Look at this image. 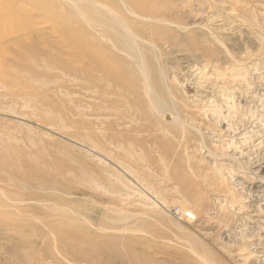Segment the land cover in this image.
<instances>
[{
	"label": "rangeland",
	"instance_id": "obj_1",
	"mask_svg": "<svg viewBox=\"0 0 264 264\" xmlns=\"http://www.w3.org/2000/svg\"><path fill=\"white\" fill-rule=\"evenodd\" d=\"M240 1V8L264 19V0ZM173 3L180 13L173 18L176 23L162 26L167 36L157 42L161 58L151 68L157 78L162 66L187 132L150 114L133 123L136 103L128 80L118 75H131L133 61L111 45L96 53L94 30L83 23L73 22L68 29L56 18L50 22L52 39L8 45L13 59L5 65L13 64L14 72L0 80V264H92L91 257L103 264H129L118 242L111 256L98 252L104 238L117 235H103L99 225L108 224L123 203L138 214L131 222L141 231L137 237L165 230L162 217L141 218L151 210L138 188L120 197L97 186L108 183L113 190L117 182L109 169L116 167L90 149L93 140L101 143L118 133L141 141L140 153L151 156L152 166L177 169L200 192L212 218L206 227L229 250L225 256L215 254L219 263L264 264V43L258 41L259 28L232 13L229 4L215 12V0ZM62 10L69 12L65 4ZM79 32L87 38L75 46ZM150 35L148 30L146 38ZM214 152L220 156H211ZM221 166L230 171L221 172ZM180 205L185 206L171 201L163 209L176 211ZM221 213L227 216L222 225Z\"/></svg>",
	"mask_w": 264,
	"mask_h": 264
},
{
	"label": "bare ground",
	"instance_id": "obj_2",
	"mask_svg": "<svg viewBox=\"0 0 264 264\" xmlns=\"http://www.w3.org/2000/svg\"><path fill=\"white\" fill-rule=\"evenodd\" d=\"M61 1L67 6L68 13L62 10L64 4H58L60 7L56 6V0H0L1 83L9 79L11 73L14 72L12 71L14 70L13 64L5 65L6 61L10 62L13 59L8 47L10 43H28L35 39H52L55 29L50 22L55 21L56 18H62L63 25L68 29H71L73 22L83 23L94 30L98 43L96 53L100 49H104L106 45H111L119 52L131 57L133 73L126 76L122 73L118 75L121 79L128 80L127 84L130 86L128 92L136 103L133 106V123H139L141 119L150 114L156 119L164 120L167 125L179 126L185 132V126L188 123L176 111L177 103L174 98V91L168 84L162 66L159 65L160 75L157 78L154 77L151 68V64L154 61L159 63L161 58V52L157 49V42L165 38L164 35L167 36L162 26L176 23L173 18L178 12L180 13L177 9L179 6L173 3L176 0ZM225 4L230 5V8L227 9L232 10V13L236 11L239 15L247 18L252 26L259 28L258 36L260 38L258 41L264 43V19L255 13L240 8V0H236L235 5L228 0H215L214 11L220 12L221 9H224L223 5ZM67 15L69 16L67 17ZM140 21H145L146 25L140 27L138 25ZM150 26L152 27L150 28ZM176 27L186 30L188 28L181 24L176 25ZM148 30L151 31L150 39L146 38ZM81 33L79 32V38L74 40L75 46H80L87 38ZM168 41L170 40L168 39ZM234 61L236 60L234 59ZM102 63L108 64L104 59ZM234 69L236 70L238 67ZM224 75H228V73L219 74L220 77ZM26 89L28 88L23 90ZM10 93H13L12 88L8 94ZM184 132L183 134H185ZM95 142L93 140L94 145L90 149L97 151V156L105 164L115 165L116 170L109 169V171H112L117 182L114 184L113 190H108V183L97 186L102 188L104 192L117 193L120 197L128 196L131 190L138 188L143 192H140L141 197L145 199V204L151 210L150 213H146L142 209L144 213H140L141 218L160 216L166 224L165 230L161 233L153 230L148 234V238L141 239L137 237V233L141 231L131 223L138 214L130 210L128 203H123L124 205L120 208L115 207V216L108 218V224L99 225V230L104 233L103 235H109L111 232L117 233L112 238L110 235V237L104 238L101 242L102 247L98 250V252H103H99V255L107 253L111 256L114 252L112 244L118 242L116 244L119 246V254H127L130 259L129 264H221L216 259L215 254L218 252L225 256L229 250L220 242L216 233L209 232L212 227L211 230L207 229L206 225L212 221L207 211V205L198 194L200 192L185 174L176 171L177 169L172 170L170 165V169L152 166L154 161L150 158L151 156H144L140 153L141 141L126 140L122 133L104 139L101 143ZM208 154L210 155L209 152ZM212 155L220 156L217 152L212 153ZM226 157V155L222 156L223 159ZM227 170L230 171L225 166L220 168L221 172ZM163 191H166V195L163 194ZM169 191L175 192L173 195H169ZM161 201L168 205L167 207L171 201L181 202L185 206L180 205L181 207H177L176 211L166 207L165 210L163 209L165 205H161ZM124 209L129 210L125 212ZM226 217V214L221 213L220 225L227 221ZM131 234L132 236H129ZM103 235L102 237H105ZM88 261L92 264H103L102 260L95 257L89 258Z\"/></svg>",
	"mask_w": 264,
	"mask_h": 264
}]
</instances>
